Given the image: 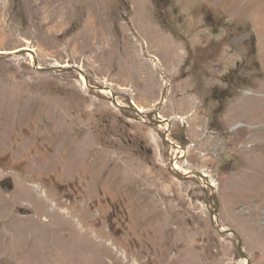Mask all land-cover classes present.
<instances>
[{
	"label": "rangeland",
	"instance_id": "1",
	"mask_svg": "<svg viewBox=\"0 0 264 264\" xmlns=\"http://www.w3.org/2000/svg\"><path fill=\"white\" fill-rule=\"evenodd\" d=\"M0 264H264V0H0Z\"/></svg>",
	"mask_w": 264,
	"mask_h": 264
},
{
	"label": "crops",
	"instance_id": "2",
	"mask_svg": "<svg viewBox=\"0 0 264 264\" xmlns=\"http://www.w3.org/2000/svg\"><path fill=\"white\" fill-rule=\"evenodd\" d=\"M184 57H185V55L182 58V62L185 61ZM183 65H184V63L182 64V66ZM180 67H181V65H180ZM151 82H152V79H151L150 82H148V84H150ZM171 86H172V89L170 91V96L168 98H171L173 96V99H175V100H173L172 105L174 107H176L177 109H181L182 111H186V109H193L194 107H196V103H197L196 99H194L195 101L193 100V103L191 104V102H192L191 99H187L185 97H179V96L178 97H174L176 89L178 91L179 90H184L183 89L184 84L182 82L176 83V81H173ZM148 105H150V102H149ZM170 119H168V120H170Z\"/></svg>",
	"mask_w": 264,
	"mask_h": 264
},
{
	"label": "bare ground",
	"instance_id": "3",
	"mask_svg": "<svg viewBox=\"0 0 264 264\" xmlns=\"http://www.w3.org/2000/svg\"><path fill=\"white\" fill-rule=\"evenodd\" d=\"M174 166H175V165H174ZM175 167H176V166H175ZM177 168H179V167L177 166ZM177 170H178V169H177ZM209 184L211 185V187L213 186V185H212V182H210Z\"/></svg>",
	"mask_w": 264,
	"mask_h": 264
},
{
	"label": "water",
	"instance_id": "4",
	"mask_svg": "<svg viewBox=\"0 0 264 264\" xmlns=\"http://www.w3.org/2000/svg\"><path fill=\"white\" fill-rule=\"evenodd\" d=\"M239 248H240V245H239Z\"/></svg>",
	"mask_w": 264,
	"mask_h": 264
}]
</instances>
